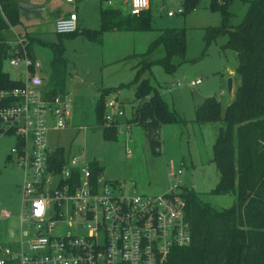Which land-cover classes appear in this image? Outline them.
I'll return each instance as SVG.
<instances>
[{
  "label": "rangeland",
  "instance_id": "1",
  "mask_svg": "<svg viewBox=\"0 0 264 264\" xmlns=\"http://www.w3.org/2000/svg\"><path fill=\"white\" fill-rule=\"evenodd\" d=\"M80 1V2H78ZM213 0H200L190 13L185 12L183 0H150V31H121L104 33L96 39L84 37L83 31L100 28V0H77L79 27L76 35L64 37L65 57L68 61L65 93L70 98L67 126L64 130L49 134L50 147L63 148L67 154L78 155L83 151L87 162L100 163L105 177L112 183H119L127 195L160 196L170 187L168 171L181 166L184 161L183 175L178 180L179 187L190 189L198 194L203 203L216 208H232L236 202L234 194L212 195L219 182L213 146L217 132L224 123L200 125L195 122V109L206 98L214 96L225 109L235 98V92L241 84L237 67L236 53L233 49H222L226 38H220L210 44L206 41V29L222 24V15L211 9ZM51 6L56 0H50ZM79 3V4H78ZM185 14H178L179 9ZM248 9L247 4L234 0L230 6L233 14L231 23L243 22ZM168 11L176 16L169 18ZM185 28V58L173 57L171 62L175 70L167 73L160 65L153 64L147 71L144 66L152 64L165 56L159 49L150 61L142 59L140 69L134 67L138 58L144 56L158 37L159 31L172 28ZM44 28H46L44 26ZM89 29V30H86ZM51 31L45 36L54 39ZM37 60L42 65V75L50 74L53 52L51 48L38 42L34 43ZM131 59V60H127ZM147 61V62H146ZM73 62V63H72ZM4 72L11 78L19 79L8 62L3 64ZM142 79H149L164 97L168 108L174 113L177 122L164 128L176 130L162 132L163 148L161 154H153L143 128L131 123L138 72ZM200 79L202 84L190 88L191 81ZM233 81L234 91L228 92V82ZM182 87H178V84ZM105 91L106 105L115 99L123 108L125 115L118 119L119 135L114 141L103 137L101 123L96 110L100 93ZM225 95L221 96V92ZM104 115L109 113L108 108ZM105 119V117H104ZM132 130L128 137L127 128ZM168 125V124H166ZM165 126V125H164ZM163 130V131H164ZM15 135L0 136V247L19 248V232L27 231L29 223L21 227L20 217L27 215L23 209L22 185L24 172L17 167L16 158L11 150L16 147ZM171 182H176L174 179ZM10 212L11 218L4 219L3 214ZM64 221L67 219L64 218ZM14 229L18 236L15 240L6 237L7 230ZM57 235L70 233L66 223L57 226Z\"/></svg>",
  "mask_w": 264,
  "mask_h": 264
},
{
  "label": "built area",
  "instance_id": "2",
  "mask_svg": "<svg viewBox=\"0 0 264 264\" xmlns=\"http://www.w3.org/2000/svg\"><path fill=\"white\" fill-rule=\"evenodd\" d=\"M149 8L150 0H129L132 17ZM167 16L174 18L176 13L168 11ZM78 27L73 12L56 21L55 32L72 35ZM9 47L5 62L19 75L11 79L21 86L0 91V102L6 103L0 106V136L15 135L20 141L11 156L24 172L22 207L28 213L20 223L22 227L28 222L29 229L19 232L18 249H1L0 264H166L174 249L189 246L192 233L185 189L178 184L185 164L168 171L170 187L155 197L127 195L121 184L112 183L103 173L95 176L93 162L86 161L84 152L67 154L57 165L53 157L61 148L50 147L49 134L66 128L71 100L66 93L49 94L42 65L28 54L21 38ZM201 84L197 79L188 86ZM106 107L109 113L102 126H117L125 115L123 108L115 99ZM126 127L130 132L131 124ZM4 217L10 218L11 213L5 212ZM62 223L71 231L57 235Z\"/></svg>",
  "mask_w": 264,
  "mask_h": 264
},
{
  "label": "trees",
  "instance_id": "3",
  "mask_svg": "<svg viewBox=\"0 0 264 264\" xmlns=\"http://www.w3.org/2000/svg\"><path fill=\"white\" fill-rule=\"evenodd\" d=\"M109 1L101 0L102 3ZM233 1H212L211 9L221 13L222 24L208 27L205 38L208 44L226 38L222 49L235 51V71L241 84L235 92V98L225 109L214 96L197 105L195 122L200 125L224 123L217 132L213 146L220 179L211 194H234L236 202L232 208H216L203 203L193 190L185 189L186 217L191 226L192 243L174 249L166 264H264V0H239L248 5L245 18L239 25L231 23L233 14L229 9ZM16 2L0 0V91L21 86L3 69L10 49L4 34L17 23ZM199 2L183 0L185 12H192ZM185 12L183 9V14ZM100 20V29L84 31L85 37L91 40L109 32L152 30L149 10L140 17H132L129 9L122 5L106 6L101 11ZM49 46L54 58L45 88L50 95H62L66 89L69 63L61 43ZM159 49L164 50L165 56L158 61L151 60L153 63L144 66L141 71L145 72L157 64L167 73L173 72L172 58H185V28L159 31L158 37L142 58L150 61ZM139 73L134 81L136 99L131 123L143 128L151 152L157 155L162 153V127L176 123L177 119L162 94L151 85L149 79H142ZM100 94L96 115L102 126L107 95L105 91ZM5 104L0 102V106ZM101 128L105 140L117 139V126ZM19 143L18 139L16 145L19 146ZM66 155L62 148L58 149L53 161L60 165ZM91 167L95 176L104 172L97 162H93Z\"/></svg>",
  "mask_w": 264,
  "mask_h": 264
},
{
  "label": "crops",
  "instance_id": "4",
  "mask_svg": "<svg viewBox=\"0 0 264 264\" xmlns=\"http://www.w3.org/2000/svg\"><path fill=\"white\" fill-rule=\"evenodd\" d=\"M78 2H80V1H78ZM100 3H101L100 19H101V11L106 6L116 7V6L122 5L123 7H126L127 9H129V0H111L108 3H102L100 0ZM50 4H51L50 0H17L16 8H15L16 9L15 10V16H16L17 23L14 26H12L8 31H6L4 34L9 43L15 41L17 38H21L26 44V49L28 50V54L36 60H37V55H36L35 50H34V43L38 42V43L43 44L49 48H50L49 44H54V43H61L62 46H64V43H63L64 37H60L56 34L55 23L57 20L62 19L64 17L70 15L71 13L74 12V10L76 11L78 9L77 0H76V3L74 5L66 4L62 0H56V4L54 6H51ZM149 10H150V8H149ZM44 26L46 28H44ZM100 27H101V20H100ZM99 29H94V31H97ZM86 30H89V29H86ZM51 31H53L52 34L54 35V39L47 40L45 38V36L50 35ZM117 32H121V31H117ZM109 33H114V32H109ZM52 52H53V50H52ZM53 58H54V53H53ZM53 58H52V60H53ZM133 58H136V59L138 58V60H136V63L134 64V67L138 68V70H139L140 66L142 65L141 60L144 58H142V56L138 57L136 55H134L132 57V59ZM127 60L129 61L131 59H127ZM51 63H52V61H51ZM41 73H42V69H41ZM50 74H51V68H50ZM50 74L47 76H43L41 74L43 79H44V83L46 85L49 82ZM48 86H50V85H48ZM221 96H223V95H221ZM133 105H135V101H134ZM132 115H133V113H132ZM132 120H133V117H132L131 121ZM173 124H175V123H173ZM170 125H172V124H168V125L165 124V126H163V127L167 128ZM163 127H162V132L164 133L165 136H166V132H169V131L176 130L175 134H180V132H181L180 129H178V127H175L174 129H167V131H165ZM123 128H127V127L125 126ZM131 130H132V127L130 129L129 135H127L128 137L130 136ZM54 132H56V131H54ZM57 148H61V147H57ZM162 148H163V146H162ZM81 152H83V151H81ZM181 163L185 164L184 161H182ZM98 164L102 168L101 164L100 163H98ZM185 167H186V165H185ZM2 216L4 219H8V218L4 217V214ZM12 216H13V214L11 213V217ZM19 235H20V233H19ZM17 236H18V234L14 229L9 228L7 230L6 237L8 239L15 240ZM18 239H19V236H18ZM1 249H3V248L0 247V251H1Z\"/></svg>",
  "mask_w": 264,
  "mask_h": 264
},
{
  "label": "water",
  "instance_id": "5",
  "mask_svg": "<svg viewBox=\"0 0 264 264\" xmlns=\"http://www.w3.org/2000/svg\"><path fill=\"white\" fill-rule=\"evenodd\" d=\"M233 91H234V85H233V81L232 80H229V82H228V92H229V94L231 95L232 93H233ZM232 101V100H231ZM230 101V102H231ZM229 105V104H228Z\"/></svg>",
  "mask_w": 264,
  "mask_h": 264
}]
</instances>
